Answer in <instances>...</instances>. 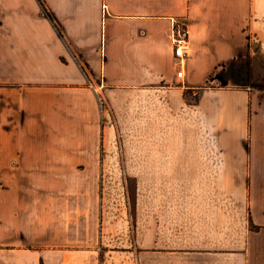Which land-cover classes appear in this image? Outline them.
<instances>
[{"label": "crops", "instance_id": "1", "mask_svg": "<svg viewBox=\"0 0 264 264\" xmlns=\"http://www.w3.org/2000/svg\"><path fill=\"white\" fill-rule=\"evenodd\" d=\"M42 1L0 0V264H264V0Z\"/></svg>", "mask_w": 264, "mask_h": 264}, {"label": "built area", "instance_id": "2", "mask_svg": "<svg viewBox=\"0 0 264 264\" xmlns=\"http://www.w3.org/2000/svg\"><path fill=\"white\" fill-rule=\"evenodd\" d=\"M173 43L174 54L179 59H183L187 55V49L189 48V36L186 26L173 19ZM183 67L177 71V76H182Z\"/></svg>", "mask_w": 264, "mask_h": 264}, {"label": "trees", "instance_id": "3", "mask_svg": "<svg viewBox=\"0 0 264 264\" xmlns=\"http://www.w3.org/2000/svg\"><path fill=\"white\" fill-rule=\"evenodd\" d=\"M41 2V4L43 5L45 11L47 12V14L50 16V18L52 19L53 22H55L56 25L57 24V20L55 19V17L53 16V14L46 8L45 4L43 3L42 0H39ZM126 184H127V191H128V197H129V206H130V211H131V215L132 218L134 219V211H135V182L134 179L127 176L126 178ZM249 226L251 228H255L256 226L251 222V220L249 219Z\"/></svg>", "mask_w": 264, "mask_h": 264}]
</instances>
